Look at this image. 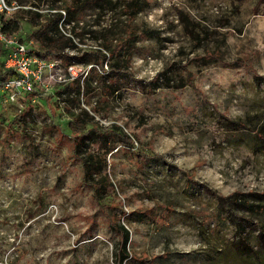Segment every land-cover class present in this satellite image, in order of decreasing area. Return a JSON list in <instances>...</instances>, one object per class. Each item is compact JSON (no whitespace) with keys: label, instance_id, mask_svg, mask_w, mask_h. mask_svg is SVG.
Returning <instances> with one entry per match:
<instances>
[{"label":"rangeland","instance_id":"rangeland-1","mask_svg":"<svg viewBox=\"0 0 264 264\" xmlns=\"http://www.w3.org/2000/svg\"><path fill=\"white\" fill-rule=\"evenodd\" d=\"M180 11L199 22L207 38L192 40ZM115 12L98 15L87 6L79 23L99 30ZM134 24L150 30L133 54L137 80L119 97L104 98L97 89L88 97L101 130L117 123L133 140L116 137L108 167L117 186L107 201L122 210L120 223L129 230L131 256L122 264L258 263L253 253L237 256L224 248L237 236L218 196L264 204L254 194L264 191V139L256 134L264 124V0H148ZM30 29L20 21L15 33L34 48ZM214 47L229 61L249 57L252 69L193 59ZM64 84L49 82L40 95L53 106ZM16 107L0 110V264H116L117 236L81 184L67 137L58 143L60 134L48 129L56 124L68 134L70 118L61 105L53 116L49 107L34 106L25 127L14 123L9 136ZM231 205L264 256L254 224L264 226V214ZM212 246L224 249L216 255Z\"/></svg>","mask_w":264,"mask_h":264},{"label":"trees","instance_id":"trees-1","mask_svg":"<svg viewBox=\"0 0 264 264\" xmlns=\"http://www.w3.org/2000/svg\"><path fill=\"white\" fill-rule=\"evenodd\" d=\"M8 1H15L19 7L10 17L6 18L7 31L9 33L16 32L19 29L20 21L27 22L31 29L26 37L34 42L33 51L35 54L47 58H57L63 65L89 63L97 65V67H91L84 78L75 77L65 82L64 86L56 92L57 98L55 102L52 101L53 106H50L48 96H42L39 92L32 91L19 97L16 104H0V110L6 106H18L13 119L8 124L7 133L12 136L14 133L13 124L24 128L32 115L34 106L42 105L45 110L46 107H49L51 116H53L56 107L62 106L70 118V132L63 134L60 126L56 124H50L48 129L60 134L59 139H57L58 143L63 142L64 137H67L66 143H69L70 157L72 160L78 161L80 166L81 184L89 189L90 197L100 206L98 207L99 211L104 215L108 229L117 236L116 242L119 245L114 252V261L116 264H122L124 259L131 256V252L126 249L129 230L120 223L122 210L117 213L115 211L118 207L117 204H114L113 201H107L116 194L115 187L117 186V182L111 178L108 167L112 163L109 156L115 148L116 137H123L130 145H133V140L125 132L123 126L117 123L112 124L113 129L101 130L100 122L95 118V114L99 110L95 104L92 105L91 102H88V97L94 89H97L104 98L119 97L123 88L132 85L131 83L137 80L132 71L133 54L137 48V42L150 30L145 25L134 24V18L148 7V0ZM87 6L92 7L98 15L104 11L112 10H116V14L111 16L108 24L101 26L99 30H95L86 27V21L82 24L79 23L83 20V11ZM61 10L64 11V14ZM180 19L192 40L199 42L201 39L207 38L206 30L199 22L191 19L187 13L180 11ZM226 21L221 22L220 25H226L228 23ZM20 39L24 40V38ZM87 40L91 43H87ZM4 53V49L0 45V79L9 77L14 73L13 70L3 68ZM193 59L205 66L221 65L236 68L244 65L248 70L253 67L252 64H249V57L246 58L248 60L242 57H237L232 61L226 60L224 52L218 47L206 50L204 55H199ZM104 64L107 65V68L103 67ZM158 76L159 72L150 81L153 85ZM184 85V82H180L177 86L183 87ZM34 94H37L36 99L32 101ZM81 98H83L86 106L82 105L84 102H81ZM53 107L54 109H52ZM236 124L238 126L235 129H240L242 124ZM256 134L260 139H264V124L261 125ZM7 140V137H3V142ZM139 163L143 164L144 162ZM254 194L257 200H264V191ZM218 199L221 205L223 202L226 203L231 215L229 218L235 225L237 236L236 240H232L224 248L233 247L237 256L241 255L240 253H253L257 257L258 263L256 264H264V256H258V250H255L250 243L249 233H244L246 225L236 219L238 216L231 209L233 207L231 204H233L235 208L243 207L252 214H264V204L255 203L247 198L240 201L233 194L219 195ZM240 217L247 219L244 215ZM247 221L250 220L247 219ZM254 224L258 227L259 237L264 239V226L258 221H255ZM224 248L212 246L210 249L219 255ZM260 248H264V242ZM209 256L211 257V255Z\"/></svg>","mask_w":264,"mask_h":264},{"label":"built area","instance_id":"built-area-1","mask_svg":"<svg viewBox=\"0 0 264 264\" xmlns=\"http://www.w3.org/2000/svg\"><path fill=\"white\" fill-rule=\"evenodd\" d=\"M15 1L0 0V45L4 49L2 66L13 70L9 77L0 79V104L18 102L23 94L48 89L49 82H67L75 77L84 78L96 64H61L57 58H47L34 53L31 41H24L16 33H9L6 18L17 9ZM64 14V11L61 10ZM107 68V65H103ZM35 101V98L32 99Z\"/></svg>","mask_w":264,"mask_h":264},{"label":"crops","instance_id":"crops-1","mask_svg":"<svg viewBox=\"0 0 264 264\" xmlns=\"http://www.w3.org/2000/svg\"><path fill=\"white\" fill-rule=\"evenodd\" d=\"M15 33V32H14Z\"/></svg>","mask_w":264,"mask_h":264}]
</instances>
